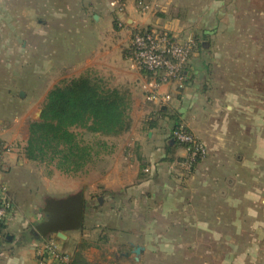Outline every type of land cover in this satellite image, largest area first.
Instances as JSON below:
<instances>
[{
    "label": "crops",
    "instance_id": "obj_1",
    "mask_svg": "<svg viewBox=\"0 0 264 264\" xmlns=\"http://www.w3.org/2000/svg\"><path fill=\"white\" fill-rule=\"evenodd\" d=\"M113 1L26 0L25 15L43 19L39 25L43 48L55 51H49L44 64L73 71L59 75V86L83 75L99 78L106 87L125 94L129 108L125 129L118 136L75 128L92 147L90 161L75 173L26 157L29 125L40 120L41 109L37 113L34 106H28L22 117L0 123V141L20 145L18 152L0 160V180L8 186L14 205L0 236V264H39L43 241L37 226L43 221L46 201L75 195H83L87 211L95 210V199H102L100 204L107 202L108 209L131 211L128 219H112L110 228L127 249L120 257L129 264H143L147 254L162 243L171 248L169 257L185 259L186 264H199L189 262L191 258L211 264L212 257L216 264H264V122H258L256 108L240 104V92L257 91V86L242 87L248 79L240 75L235 77L240 84L228 79L217 94L214 61L207 58L213 49L202 38L223 26L227 17H237V3L243 0H144L150 6L144 12L137 8V0H116L124 7L120 16L111 7ZM252 1L244 0L249 17H264V9L251 6ZM190 19L202 35L199 41L186 32ZM134 28L164 29L183 40L191 37L195 43L182 87L160 86L172 101L161 108L164 115L155 116L153 128L148 119L157 111L145 99L149 78L129 55ZM81 50L90 52L89 59L70 62ZM253 69L257 72V64ZM173 117L206 145V158L191 170L183 166L184 149L172 143ZM42 164L53 166V172L45 174ZM157 213L169 216L168 233L155 228L166 225L157 220L161 219ZM92 218L87 212L84 230L53 237L70 254L71 262V253L82 240L89 249L99 247L88 243L95 231L89 227ZM134 224L138 225L135 233L120 228ZM211 242L216 243L215 250L210 249ZM136 247L144 249L139 263L134 259Z\"/></svg>",
    "mask_w": 264,
    "mask_h": 264
},
{
    "label": "rangeland",
    "instance_id": "obj_2",
    "mask_svg": "<svg viewBox=\"0 0 264 264\" xmlns=\"http://www.w3.org/2000/svg\"><path fill=\"white\" fill-rule=\"evenodd\" d=\"M28 4L29 2L26 0H0V123L2 122L4 125L15 116L22 117L28 106H34V111L37 113L39 109L42 110L49 91L52 90L53 86L62 84V81L57 82L59 75L63 76L67 72H73L66 69L68 68L66 66L58 68L54 62V65L44 64V59L55 51L43 48L42 27L39 26L43 19L40 16L25 15ZM81 4L84 5V1ZM253 4L259 10L264 9V0H253L251 6ZM237 6L239 7L237 17H227L223 26L202 38H205L203 41L210 44L213 49L207 58L214 61L212 70L216 75L215 79L219 81L218 84L216 83V90H220L217 94L221 92L222 84L225 86L228 79L233 83L240 84L235 80V77L246 76L247 85L243 83L242 87L249 86L251 83V85L257 86V91L255 89L253 92L250 89L243 90L241 84L239 88L243 91L240 92V104L243 107H251L252 110L256 108L258 122L261 123L264 122V17L250 18L249 11H246L248 4L244 0L239 1ZM113 13L111 14L114 17ZM189 21V29L186 32H190L189 34L198 38L199 41L202 35L196 32L197 25L193 19ZM184 35L189 36L186 33ZM49 51H51L50 54ZM89 53V51L81 50L80 54L78 53L70 62H76L79 58L83 61L87 60L90 57ZM205 55L203 57H206ZM255 64H257V72L253 69ZM249 75H252V81L249 80ZM222 77L226 79L225 83ZM33 116L38 118V115L33 114ZM88 142L93 143L91 139ZM12 144L20 146L17 143ZM42 165L45 174H48V171L53 172V166ZM105 197L108 198L109 196L105 195ZM93 207L95 210L88 211L93 217L89 227L90 230L95 229V231L88 243L91 245L99 244V247L83 249L85 243L82 240L71 253L72 256L74 257L75 253L80 251L94 263L129 264L120 257L121 252L127 249L120 246L121 240L116 237L118 234L111 233L110 230L113 229L110 228L113 224L112 219L116 221L119 218V222L124 218L128 219L127 213L131 211L124 207L121 208L120 212L108 209L106 208L107 202L100 204L96 199L93 202ZM113 213L117 214L118 217H114ZM134 213L135 211L132 212L133 215ZM157 216H161V219L157 217V220L163 221L166 225L155 228L162 233H168L170 229L168 225L170 223L169 216L158 213ZM120 228L132 233L138 231L136 224L120 226ZM100 237H107V242H100L98 240ZM157 248L158 250L150 251L147 254L143 264H186L185 259L169 257L171 248L167 243H162V246H157ZM210 249L215 250L216 243L211 242ZM195 260L200 264L201 259H188L189 262ZM210 263L216 264V258H210Z\"/></svg>",
    "mask_w": 264,
    "mask_h": 264
},
{
    "label": "trees",
    "instance_id": "obj_3",
    "mask_svg": "<svg viewBox=\"0 0 264 264\" xmlns=\"http://www.w3.org/2000/svg\"><path fill=\"white\" fill-rule=\"evenodd\" d=\"M198 44L199 47L203 46ZM142 72L147 77L151 76L149 72ZM128 108L126 95L118 89L106 87L99 78L81 76L56 86L46 97L40 120L29 125L24 153L29 160L54 165L61 172H79L90 161L92 147L81 140L75 128L81 127L100 136H118L125 129ZM164 114L162 109L152 114L148 119L150 128L156 124L155 116L159 118ZM174 119L173 130L181 125L177 117ZM172 143L183 148V145L175 141ZM87 212L83 195L49 199L42 209L43 221L37 226L38 236L45 241L57 236L59 232L84 230ZM5 229L6 224L0 223V236ZM106 238L100 237L99 241L107 242ZM87 248L85 244L83 249ZM72 264L99 263L89 261L78 251Z\"/></svg>",
    "mask_w": 264,
    "mask_h": 264
},
{
    "label": "built area",
    "instance_id": "obj_4",
    "mask_svg": "<svg viewBox=\"0 0 264 264\" xmlns=\"http://www.w3.org/2000/svg\"><path fill=\"white\" fill-rule=\"evenodd\" d=\"M111 7L120 16L124 12L118 1L111 2ZM137 8L142 12L150 6L144 0L137 1ZM121 27V24L119 25ZM194 40H183L179 35L164 29L134 28L131 32L129 55L140 71L150 73L149 86L146 89V101L156 111L172 101L170 94L160 91L161 85H178L182 87L186 78V69L193 54ZM172 141L183 145L186 158L183 166L193 169L207 156L206 145L180 125L171 134ZM19 151L18 146L0 141V160L10 153ZM14 211L9 188L0 180V223H7ZM39 264H72L68 252L60 249L53 238L45 240L40 246Z\"/></svg>",
    "mask_w": 264,
    "mask_h": 264
},
{
    "label": "water",
    "instance_id": "obj_5",
    "mask_svg": "<svg viewBox=\"0 0 264 264\" xmlns=\"http://www.w3.org/2000/svg\"><path fill=\"white\" fill-rule=\"evenodd\" d=\"M38 117H40V114L38 115ZM99 200L101 202L102 199H99ZM57 235H58V237H63L64 233L63 232H59ZM143 250L144 249L142 247H136L134 249V252L133 253L136 255L134 259H135V261L137 263L140 262V255H141V253H142Z\"/></svg>",
    "mask_w": 264,
    "mask_h": 264
}]
</instances>
